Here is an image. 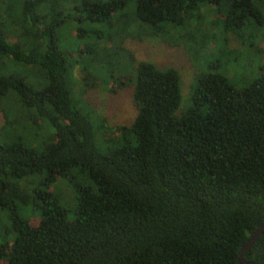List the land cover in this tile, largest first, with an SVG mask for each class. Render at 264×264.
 <instances>
[{
	"label": "trees",
	"instance_id": "16d2710c",
	"mask_svg": "<svg viewBox=\"0 0 264 264\" xmlns=\"http://www.w3.org/2000/svg\"><path fill=\"white\" fill-rule=\"evenodd\" d=\"M211 9L216 59L187 98L177 70L133 66L121 46L128 33L169 41L186 31L205 47ZM74 22L77 53L58 37ZM253 26H264V0H0V107L16 109H1L0 264H238L264 222V65L238 89L221 58L234 53L228 36L244 45ZM73 54L86 79L118 86L128 58L130 125L108 127L74 93ZM18 125L28 136L14 135ZM60 179L74 192L73 219L50 190ZM30 205L37 225L21 213ZM244 258L264 264V233Z\"/></svg>",
	"mask_w": 264,
	"mask_h": 264
},
{
	"label": "rangeland",
	"instance_id": "374dc122",
	"mask_svg": "<svg viewBox=\"0 0 264 264\" xmlns=\"http://www.w3.org/2000/svg\"><path fill=\"white\" fill-rule=\"evenodd\" d=\"M211 10L212 12H206V19L201 25L202 31L211 35L205 47L200 48L198 46L199 39L186 41V31L175 32L171 35L172 38L169 41L160 37H144L137 33H128L121 41V46L133 55V66L137 62L150 61L160 68L169 67L177 70L180 74L181 93L187 98L191 85L194 83L195 75L205 70L206 66L216 59L214 47L218 43V31L213 24L216 20H220L221 16L214 9ZM75 26V22L66 24L58 32V37L60 46L63 49L77 53V49L80 50L84 47V42L76 38ZM193 26V23H190L189 31H194ZM253 28V30L246 31L244 45L232 35H229L227 45L229 50L234 53L232 58L229 59L230 61L225 58L226 56L221 58L226 64L223 69L225 75L238 89L246 87L256 79L260 75L261 67L264 65V26H253ZM83 59L79 58L77 54L70 57V62H76L70 74V84L74 93L81 94L87 104L105 119L108 127L130 125L137 114V110L132 100V85L127 82L128 76H130L129 66L131 65L128 58L122 56V62L127 68L123 71L122 76L124 78L121 86L114 85L110 81L104 84L99 79H86L87 73L85 72V74L80 66L83 64L81 62ZM87 71L92 76L90 67ZM111 87L114 91L109 90ZM1 103L6 107H0V128L4 124V115L1 109L9 111V115L16 118V109L13 107L12 101L2 100ZM182 106L181 111H184L188 103L183 102ZM14 131V135L28 136L21 125H18ZM44 133L39 131L36 126L32 130V134H38L39 137L41 136L40 138L43 137ZM50 190L62 206L70 209L68 218L73 219L75 200L69 181L60 179L51 186ZM21 213L32 225H37L40 222V211L34 209L32 205L22 208Z\"/></svg>",
	"mask_w": 264,
	"mask_h": 264
},
{
	"label": "water",
	"instance_id": "95a60500",
	"mask_svg": "<svg viewBox=\"0 0 264 264\" xmlns=\"http://www.w3.org/2000/svg\"><path fill=\"white\" fill-rule=\"evenodd\" d=\"M263 233H264V222L255 229V231L251 234L249 239L241 248L237 259L238 264H253L244 258V254L251 249V247L254 245V243Z\"/></svg>",
	"mask_w": 264,
	"mask_h": 264
}]
</instances>
